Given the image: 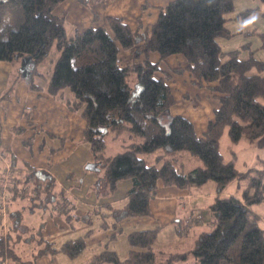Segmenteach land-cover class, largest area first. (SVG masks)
<instances>
[{
    "label": "trees",
    "instance_id": "obj_1",
    "mask_svg": "<svg viewBox=\"0 0 264 264\" xmlns=\"http://www.w3.org/2000/svg\"><path fill=\"white\" fill-rule=\"evenodd\" d=\"M63 1L0 0V61L14 64L29 58L33 66L27 85L36 90L37 66L53 48L58 51L47 94L56 97L65 89L73 94L66 106L85 121L82 141L94 158L93 168L105 195L114 193L121 181L130 183L125 205L110 208L114 225L151 216L150 202L159 183L181 190L209 181L215 184L207 206L212 228L201 231L189 249L154 247L161 229L157 227L127 234L131 250L125 260L105 250L84 264H174L189 257L192 264H264V228L252 210V205L264 201V168L239 171L219 148L226 133L233 144L245 140L264 149V62L241 59L239 49L223 52L217 43L218 37L229 35L225 14L232 11L235 0H172L158 8L150 27L140 23L132 27L123 18L107 17L106 25L90 26L72 37L66 35L64 19L54 13ZM261 36L264 40V33ZM122 51L130 57H122ZM152 53L158 61H151ZM173 55L182 56L184 66L172 71L187 73L192 85L206 88L216 101L213 119L201 135L189 119L170 112L175 103L171 76L159 66ZM20 78L6 88L0 101L11 97ZM123 135L121 151L107 155V137L116 140ZM31 142L25 141V146ZM55 151L51 148L49 154ZM0 153L8 165L7 226L6 234L2 233L0 216V264H34V260H19L14 252L11 231L20 223L14 220L13 205L25 201L31 210L57 209L71 223L75 204L54 178L41 177L10 150ZM4 172L0 171V183ZM233 180L245 181L238 195L225 193ZM195 220H201L200 215L187 223ZM40 241L36 256L62 253L75 259L85 249V237L59 248Z\"/></svg>",
    "mask_w": 264,
    "mask_h": 264
},
{
    "label": "crops",
    "instance_id": "obj_2",
    "mask_svg": "<svg viewBox=\"0 0 264 264\" xmlns=\"http://www.w3.org/2000/svg\"><path fill=\"white\" fill-rule=\"evenodd\" d=\"M170 1L172 0H64L55 8L54 13L64 19L66 35L72 37L76 31H84L90 26L106 25L107 17L123 18L132 27H137L139 23L143 27H150L156 19L158 8ZM58 55V51L53 48L45 61L37 66L39 75L33 78L34 84L38 87L36 90L29 89L27 85L33 66L29 58L19 59L14 64L0 61V96L16 78L21 77L15 84L11 97L0 101V152L10 150L19 160L27 162L34 168L41 177L54 178L59 189L65 192L67 197L75 199L76 212L84 215L96 204L81 199L86 198L82 189L89 184L90 187L100 185L97 170L89 165L88 168L96 176L94 175L88 182L76 179L72 168L61 169V172L57 169L65 156L71 153L73 148L81 145L85 128V121L79 114L71 112L66 106L67 101L73 100V94L68 89L56 97L46 92L52 67ZM121 56L129 58L130 54L128 51H122ZM150 59L156 62L158 55L152 53ZM179 66H184V59L179 55L170 56L159 66L171 76L169 85L175 103L170 112L189 119L194 124L196 133L201 135L206 130L208 121L213 119L216 101L206 88L192 85L187 73L177 75L172 71ZM23 113L25 116H22ZM17 126L21 127V131H15ZM29 139H32L29 144L31 149L24 143ZM41 143L43 146L39 149ZM51 148L56 149L53 154H49ZM4 158L0 155V166L7 165ZM0 171L4 172V169L0 167ZM123 183H126V193L130 183L126 181ZM75 185L77 190H71L70 188ZM95 196L98 197L97 193ZM192 198L197 200V206L191 207L193 212L198 210V203L203 198L199 191L196 190V194H193L192 190H181L159 183L156 195L150 202L151 216L128 218L114 225V219L110 217V208L123 207L127 201L125 195L118 198L108 197V201L97 204V208L102 207L101 205L107 207L100 208L102 218H93L92 225L73 222L68 226L62 218L47 216L45 221L51 236L45 237V241L51 243L54 248H59L66 241L85 237V249L75 259L57 253L52 257L43 256L38 262L48 264L50 260V264H83L105 250L112 251L120 260H125L131 250L127 234L133 231L154 230L157 227H160L161 231L153 244L154 247L175 251L187 250L191 247L196 234L205 226L200 220H195L189 225L191 223L188 224L187 219L181 216L185 209V206L182 209L181 203L184 199ZM97 200L95 202H99ZM209 203L207 201L205 204L208 206ZM12 212L16 213L13 210ZM56 213L58 214L57 209H51L50 216ZM16 216L17 214L14 218ZM6 226L5 220L2 233L5 231L6 234ZM184 228L186 233L193 230L190 242L185 240ZM7 264L19 262L8 261Z\"/></svg>",
    "mask_w": 264,
    "mask_h": 264
},
{
    "label": "rangeland",
    "instance_id": "obj_3",
    "mask_svg": "<svg viewBox=\"0 0 264 264\" xmlns=\"http://www.w3.org/2000/svg\"><path fill=\"white\" fill-rule=\"evenodd\" d=\"M247 11L248 14L243 16L242 12ZM225 17L227 19L225 21V28L229 31V35L217 38V43L221 51L227 52L239 49L241 50L239 56L241 59L252 57L258 61L264 62V40H262L261 36V34L264 33V0H235L232 11L226 13ZM245 46L247 47L246 49L244 48ZM123 138H125L124 135L116 140H111L110 137H107L106 154L112 155L120 152V145L123 143ZM219 148L224 156V159L226 161L233 160L235 168L239 171H246L247 169L251 168H264V149L256 148L245 140H241L238 143L233 144L229 140L227 134L224 133L220 139ZM93 163L94 158L89 151L87 144L82 141L79 147L73 148L72 152L65 156L64 161L57 166V169L59 172H61V169L66 170L72 168V170L75 172L76 179H81L88 182L95 175L93 172H91V169L88 168V165ZM3 166L0 167L5 169L8 167V165ZM4 173L5 176L3 179H6L7 183L8 172L5 171ZM97 176V178H99L98 174ZM125 181L129 182L128 180L121 181L118 184L116 191L109 196L105 195L102 186L90 187V184L87 185L84 189H82L84 194H86V198L81 199L88 202H94L96 206H93L91 210H88L84 215H79L76 212L77 203L73 198L72 201L75 204V210L73 214L75 215V219L71 223H68L65 220V215L60 213L50 216L52 209L50 207L47 210L41 208H34V210H31L25 201L18 205H13V211H17V216L14 218V220L17 219L19 221L20 227L17 230H12L11 236L14 252L18 256L19 260H34V264H43L42 262H38V260L43 256H36V254L38 249L42 247L40 239L44 240L46 239L45 237L48 238L51 236L49 227L46 226L45 218L47 216L50 218L54 216L62 218L66 224H68V226H71L73 222H83L92 225V221L94 220L93 218H102L100 214V208L102 209L104 206L107 207L106 205H101L102 207L97 208V204L108 201V197L115 196L118 198L125 195V191L127 189L125 187L126 183H123ZM244 186L245 181L233 180L226 186L225 193L238 195L240 193L241 187ZM70 189L75 191L77 190V186H72ZM191 190L193 194H196V190L199 191L203 198H201L200 202L198 203V210H194L193 212L191 207L197 206V200L194 198L184 199L181 205L182 209L183 206H185V209L181 212V216L190 221L191 219L196 218L197 215H200V221H202V224L205 225L202 231L209 230L212 228H210L208 225L211 215L209 213V209L207 208V204L205 203H207V201L209 203V201L213 199L214 196H212V193L215 192V184L213 181H209L203 186L196 188L194 187ZM96 193L98 197L95 196ZM95 200L99 202H95ZM252 210L258 215L260 226L264 228V201L259 204L252 205ZM189 225H192V223ZM185 228L183 229V235L185 236V240L190 242L191 237H193L194 234L193 230L186 233ZM188 245L189 243L187 246ZM192 262V257H189L186 260L176 261L174 264H192ZM50 263L51 261L49 260L48 264Z\"/></svg>",
    "mask_w": 264,
    "mask_h": 264
},
{
    "label": "built area",
    "instance_id": "obj_4",
    "mask_svg": "<svg viewBox=\"0 0 264 264\" xmlns=\"http://www.w3.org/2000/svg\"><path fill=\"white\" fill-rule=\"evenodd\" d=\"M8 172V167L5 170ZM6 179L3 180L2 185L0 186V216L3 222V226L5 224L6 220V212H7V200H6ZM5 234V231L3 232ZM8 261H6L5 264H7Z\"/></svg>",
    "mask_w": 264,
    "mask_h": 264
},
{
    "label": "water",
    "instance_id": "obj_5",
    "mask_svg": "<svg viewBox=\"0 0 264 264\" xmlns=\"http://www.w3.org/2000/svg\"><path fill=\"white\" fill-rule=\"evenodd\" d=\"M92 165H93V166H92ZM91 167L93 168V167H94V164H91ZM95 170H97V168H96Z\"/></svg>",
    "mask_w": 264,
    "mask_h": 264
}]
</instances>
